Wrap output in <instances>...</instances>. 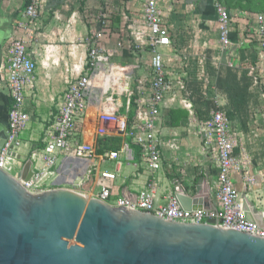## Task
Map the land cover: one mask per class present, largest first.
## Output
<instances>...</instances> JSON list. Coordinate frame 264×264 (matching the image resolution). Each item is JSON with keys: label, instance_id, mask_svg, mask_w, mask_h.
<instances>
[{"label": "crops", "instance_id": "0c3cea01", "mask_svg": "<svg viewBox=\"0 0 264 264\" xmlns=\"http://www.w3.org/2000/svg\"><path fill=\"white\" fill-rule=\"evenodd\" d=\"M155 1L171 40V46L162 51L170 91L165 94L155 123L160 169L149 172L139 149L130 140L98 137V115L103 109V96L96 80L84 114L74 126L70 147L92 145L100 156L117 152L125 143L131 156L120 153L118 160L99 162L91 173H88L91 165L88 161H79L81 164L76 166L68 163L66 174L61 178H79L73 188L87 198L96 199L100 188L107 187L110 203L117 198L134 203L138 194L150 187L154 190L155 205L165 206L169 196L185 191L186 197L200 200V210L213 212L218 173L215 152L204 146L196 122L212 112H220L236 140L232 155L239 171L230 174V181L242 201L246 218L262 227L264 53H260L254 33L255 16H264V0ZM25 4V0H0V128L5 133L11 106L5 84L8 41L21 36L17 25L24 22ZM216 4L229 13L232 21L230 44L225 49L218 42ZM141 9L140 0H42L39 27L31 34L27 45V53L35 65L22 105L28 122L19 136L20 145L9 167L17 177L23 170L36 173L42 168L40 154L52 134L53 119L67 82L77 78L76 70L84 67L88 50L94 45L97 44L108 57V63L99 70H107L109 63L122 67L124 74H131L129 85L136 97L147 98L151 77L149 54L141 50L132 52L130 46L132 31L142 30ZM185 54L197 75L193 83L188 79L185 86L176 87L175 71L180 69L179 59L181 56L185 59ZM169 57L173 60L171 71L166 65ZM192 86L200 93L198 99L188 97ZM187 99L194 106L193 120L179 106L180 101ZM120 101L124 104L125 97ZM118 113L123 114V111L119 109ZM71 151L62 154L58 164L65 162V157H71ZM103 171L113 173L115 179L102 181L99 173ZM55 180L48 179L45 189L54 188Z\"/></svg>", "mask_w": 264, "mask_h": 264}, {"label": "built area", "instance_id": "2783aa9c", "mask_svg": "<svg viewBox=\"0 0 264 264\" xmlns=\"http://www.w3.org/2000/svg\"><path fill=\"white\" fill-rule=\"evenodd\" d=\"M25 1L22 12L24 22L17 25V31L21 36L12 37L8 41L7 49L8 65L5 72V84L11 98V106L8 112L7 138L0 151V170L6 173L10 172L9 167L14 160V152L20 145L19 136L28 122V116L22 112V105L24 92L31 85L35 71V65L27 53L26 37L38 30L42 0ZM140 1L142 2V30L132 31L130 46L132 52L145 50L149 54L151 77L148 91L150 93L146 99L136 97L129 85L131 74H124L122 67L111 65V63L107 66V70L103 68L99 70L108 63V57L97 44L89 49L84 67L76 70L77 78L67 82L63 92L61 105L53 119L52 134L40 154L42 168L33 173L27 181L20 182L22 189L28 194L38 195L48 190L45 189L47 180L58 177L57 169L62 163L61 161L58 164V158L69 150H72L71 157L64 159L72 158L84 163L90 162L88 173L96 169L99 162L118 160L120 153L127 157L131 156V151L125 143L117 152H107L100 156L96 154L92 145L78 144L72 149L70 147L74 126L84 114L88 97L92 94L96 80L99 84V92L103 96L101 101L103 109L98 115V137L130 140L139 149L140 157L149 172L155 173L160 169V145L155 123L159 116V107L164 103L165 94L170 91V84L165 79L162 51L171 46V40L156 1ZM214 8L217 15L218 42L225 49L230 44L231 17L220 5L216 4ZM255 23V40L260 53H264V16L256 15ZM262 72L264 74V69ZM262 90L264 94V83ZM123 97L126 100L124 104L120 101ZM179 103L193 120L191 105L185 100ZM119 109L123 111V114L118 113ZM196 124L202 134L204 146L215 152L218 171L214 192L216 212L204 211V209L195 211L182 209L177 200V195L180 194L179 189L175 195L168 197L165 206L155 205L154 190L150 187L141 191L134 203L120 198L110 203V191L105 186L100 188L96 199L114 208L138 211L167 222L197 225L213 221L214 227L264 239V225L260 227L246 218L242 201L230 181V174L233 171H239V165L232 155L236 145L235 136L228 130L224 116L220 112H212ZM99 177L102 181L109 182L115 179L113 173L105 171L100 172ZM73 187L74 184L66 188L76 192ZM261 217L264 223V213Z\"/></svg>", "mask_w": 264, "mask_h": 264}, {"label": "water", "instance_id": "95a60500", "mask_svg": "<svg viewBox=\"0 0 264 264\" xmlns=\"http://www.w3.org/2000/svg\"><path fill=\"white\" fill-rule=\"evenodd\" d=\"M7 135L0 128V151ZM66 159L51 190L30 195L20 185L33 174L0 170V264H264V239L206 224L167 222L114 208L63 188ZM182 209L200 200L177 195ZM216 212V209H213Z\"/></svg>", "mask_w": 264, "mask_h": 264}, {"label": "rangeland", "instance_id": "374dc122", "mask_svg": "<svg viewBox=\"0 0 264 264\" xmlns=\"http://www.w3.org/2000/svg\"><path fill=\"white\" fill-rule=\"evenodd\" d=\"M40 21V20H39ZM164 21V20H163ZM37 32V31H36ZM35 32V33H36ZM31 34H34V33H31ZM31 34L30 35H28L27 37H26V41H27V45H28V42H29V39H30V36H31ZM143 51H145V50H143ZM188 53V52H187ZM191 54V53H190ZM185 57V59H183L182 58V56L180 57V61H179V64H180V69H177L176 71H175V76H176V80H175V83H176V87H180V86H185V84H186V82L188 81V79H190L189 80V82L190 83H193V78H194V76H196L197 74H196V71L193 69V67L190 65V62L189 61H187L188 59V55L187 54H185L184 55ZM167 59V61H166V65H167V68H168V70H172V66H173V60H172V58H166ZM176 62V61H175ZM171 74H172V72H171ZM196 80V79H195ZM200 93L198 92L197 93V91H196V86H192V87H190V94H189V99H191V98H193V99H198V97H200V95H199ZM187 102H189V104L190 105H192L191 107H194L193 106V104H192V101H190V100H188L187 99ZM179 106L180 107H182L180 104H179ZM183 109V108H182ZM192 114H193V112H192ZM194 115V114H193ZM188 117H189V115H188Z\"/></svg>", "mask_w": 264, "mask_h": 264}]
</instances>
